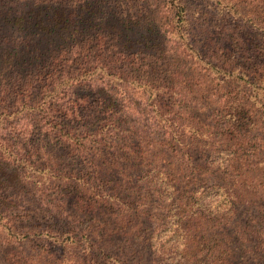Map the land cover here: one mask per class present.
<instances>
[{
  "label": "trees",
  "instance_id": "16d2710c",
  "mask_svg": "<svg viewBox=\"0 0 264 264\" xmlns=\"http://www.w3.org/2000/svg\"><path fill=\"white\" fill-rule=\"evenodd\" d=\"M155 1L0 0L6 264H264V0Z\"/></svg>",
  "mask_w": 264,
  "mask_h": 264
},
{
  "label": "rangeland",
  "instance_id": "374dc122",
  "mask_svg": "<svg viewBox=\"0 0 264 264\" xmlns=\"http://www.w3.org/2000/svg\"><path fill=\"white\" fill-rule=\"evenodd\" d=\"M172 0H158L155 1L156 5L158 6L159 10H162L166 13L169 14L170 12V3ZM154 6L150 7V10H154ZM169 11V12H168ZM151 17H156V12H152L151 13ZM178 16L175 15L174 19L171 21L170 23V28L173 27L176 31L177 29L180 27V23L177 22ZM174 42H177L179 40V36L176 35L173 38ZM203 116V115H202ZM244 220H246L245 218H243ZM4 223L3 220L0 221V242H1V237H7L8 241H11V243L6 244V248L1 252L0 254V264H6V259H9V256H6V253L8 252H12L13 254H19V252L22 250L21 248V244L23 243L22 239L20 238V236H18L17 238H15L13 235H9L6 230L1 227V225ZM149 229L151 230L152 227L155 225V221H151V223H149ZM156 237L157 235L152 239V246L154 249L155 246V241H156ZM109 241L111 242L112 247H115V252L114 253H120V251L118 249H121V255H128L130 254V247H127V245L129 244H133L135 245L137 252L133 255V259H136L137 256L139 255H143V259L144 261L149 259L151 257L150 252L147 249H144L137 241V239L134 237H132L131 235L129 236L127 233L126 234H122L121 232H117L114 235H111L108 237ZM107 238V239H108ZM19 241V242H18ZM72 240L68 239L66 241H64V245H66V250L64 253V257L62 259L61 264H78L77 262H75V258H76V254L73 252L72 248H71V244H69ZM232 244H231V248L233 249V264H239L240 261V257L242 255V251L244 249V245H242V243L238 240H236L235 238L232 240ZM25 248L27 250H29V253H35V249L36 248H32L31 245L25 246ZM6 257V258H5ZM89 264V263H88Z\"/></svg>",
  "mask_w": 264,
  "mask_h": 264
}]
</instances>
